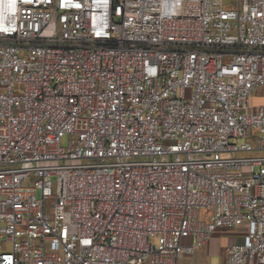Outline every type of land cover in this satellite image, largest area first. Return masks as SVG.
Returning <instances> with one entry per match:
<instances>
[{"label": "built area", "instance_id": "2783aa9c", "mask_svg": "<svg viewBox=\"0 0 264 264\" xmlns=\"http://www.w3.org/2000/svg\"><path fill=\"white\" fill-rule=\"evenodd\" d=\"M261 88L264 0H0V264H264Z\"/></svg>", "mask_w": 264, "mask_h": 264}, {"label": "rangeland", "instance_id": "374dc122", "mask_svg": "<svg viewBox=\"0 0 264 264\" xmlns=\"http://www.w3.org/2000/svg\"><path fill=\"white\" fill-rule=\"evenodd\" d=\"M251 104L254 106L264 104V88H261L254 93L253 98L251 99ZM67 144L68 138H64L62 141V146L67 147ZM211 214V211L203 210L200 212V219L202 221H209ZM229 233L230 234L223 236L221 239H211V244L209 247H201L194 255L181 258L180 264H222L223 255H221V253L216 249L225 248V246L230 243L229 240L238 239L240 241V238H236V231H231Z\"/></svg>", "mask_w": 264, "mask_h": 264}, {"label": "crops", "instance_id": "0c3cea01", "mask_svg": "<svg viewBox=\"0 0 264 264\" xmlns=\"http://www.w3.org/2000/svg\"><path fill=\"white\" fill-rule=\"evenodd\" d=\"M231 231H236V234H235L237 236L236 238H240V241L238 239H232V240H229L230 243H228L225 246V248L216 249L217 251H219L221 253V255H223V262L222 263H224L226 261V248L232 244L240 243L242 241V236L244 234V228H239L238 230H219L211 236L208 243L205 245V246L209 247L211 244L210 243L211 239H213V240L221 239V238H223V236H227L228 234H230L229 232H231ZM213 250H215V249H213Z\"/></svg>", "mask_w": 264, "mask_h": 264}]
</instances>
